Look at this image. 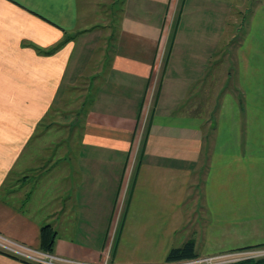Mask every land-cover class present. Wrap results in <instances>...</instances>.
Instances as JSON below:
<instances>
[{
  "label": "crops",
  "instance_id": "crops-1",
  "mask_svg": "<svg viewBox=\"0 0 264 264\" xmlns=\"http://www.w3.org/2000/svg\"><path fill=\"white\" fill-rule=\"evenodd\" d=\"M67 100L73 128L44 126ZM122 200L119 264H163L192 239L200 257L264 244V0H0V234L40 250L51 225L54 255L100 261Z\"/></svg>",
  "mask_w": 264,
  "mask_h": 264
},
{
  "label": "built area",
  "instance_id": "built-area-1",
  "mask_svg": "<svg viewBox=\"0 0 264 264\" xmlns=\"http://www.w3.org/2000/svg\"><path fill=\"white\" fill-rule=\"evenodd\" d=\"M174 18H175V15L174 17H172V21L169 24L166 21L164 25L165 29L162 30V36L159 42L156 61L152 67L150 83L147 89V94H146L144 105H143V128L145 127L148 121L149 111H150L154 96L156 95L159 89L160 83H161V77H162L164 64H165L166 56H167L166 53L169 48L170 35L172 33V26L174 24L173 23ZM134 150L137 152L138 145H135ZM111 245L112 244H110L107 250L105 251L104 259L100 261H78V260H71V259L60 257V256H56L54 254L45 253L39 250L28 248L19 243H15L13 241L7 240L4 236L0 234V251L1 252H5L7 254L17 256L19 259H23L25 261L35 263V264H119L111 260ZM259 252H262V254L258 255L257 253ZM257 256H264V250L263 251H243V252H236L232 254L205 257V258H200L195 261H187V262L178 263V264H227V263H232V262H236V261H240L244 259L256 258ZM163 264H167V263H163Z\"/></svg>",
  "mask_w": 264,
  "mask_h": 264
},
{
  "label": "trees",
  "instance_id": "trees-1",
  "mask_svg": "<svg viewBox=\"0 0 264 264\" xmlns=\"http://www.w3.org/2000/svg\"><path fill=\"white\" fill-rule=\"evenodd\" d=\"M68 42V40H64L62 43L58 44L57 46H55L54 48H52L50 51L46 52V54H52L54 52H56L57 50H59L63 45H65ZM169 50L170 47L167 50L166 53V61L164 64V69L166 67L167 61H168V56H169ZM145 144V141H144ZM143 144V147H144ZM141 156V153H140ZM139 156V158H140ZM138 166L137 168L139 167ZM134 187V183H132L129 191H128V197H130V194L133 190ZM129 205V202H127V206ZM125 219V215H123L122 221L119 224V229H118V234L117 237L115 238V240L113 241V245L111 247V250H113V252L116 251L117 249V245H118V241L120 238V233H121V229H122V225ZM56 237H57V232L54 230V228L51 225H45L41 227V246H40V251L45 252V253H50V254H54V248H55V241H56ZM254 249H264V244L255 246V247H248V248H244V249H240L239 252H243V251H250V250H254ZM1 254H4L6 256H9L15 260L21 261L25 264H35V263H31L28 261H25L23 259H19L17 256L14 255H10L7 254L5 252H1ZM200 257L197 254L196 251V243L195 240H189L188 242H186L182 247L179 248H173L169 251V253L167 254L166 257V262L167 264H178V263H183V262H187V261H195L198 260ZM227 264H264V257L261 258H250V259H244V260H240V261H236V262H232V263H227Z\"/></svg>",
  "mask_w": 264,
  "mask_h": 264
},
{
  "label": "rangeland",
  "instance_id": "rangeland-1",
  "mask_svg": "<svg viewBox=\"0 0 264 264\" xmlns=\"http://www.w3.org/2000/svg\"><path fill=\"white\" fill-rule=\"evenodd\" d=\"M170 8H172V7H170ZM171 11H173V9L171 10ZM174 12L175 11H173V13L169 16V14H170V11H168V16L166 17V21H167V23L169 24L171 21H172V17H174ZM176 19V18H175ZM243 21H244V16H241V19H240V28H239V40L240 39H245L246 38V36H244L246 33H245V31H246V29H244V25H243ZM165 29V27L163 28V30ZM166 33V32H165ZM171 36H172V33H171V35H170V39H171ZM169 44H170V40H169ZM151 94V93H150ZM73 94L71 93L68 97H67V99H73ZM79 99V97L77 98V100ZM68 101L69 100H67L66 101V103H65V105H60L59 106V108H60V110L61 111H63V112H52L50 115H49V117L47 118V123L44 125V126H46L48 123H50V122H53V121H55V122H58V123H60V120H59V117H61V118H64V117H68V118H70V120H68L67 121V124L69 125V123H70V125H71V127L73 128V126H72V124L74 125V122H75V120L73 121V123L71 124V122H72V120H73V118H75V117H73V114H77V106H76V104L75 105H72V106H67V104H68ZM62 120V119H61ZM46 121V120H45ZM44 126H42V128L44 127ZM61 126H58V127H55V128H60ZM45 130L46 129H43V131L45 132ZM66 130L68 131V134L67 135H69V127H67L66 128ZM142 131H143V127H142V129H141V131H140V133H139V139H138V141L140 142V137H141V134H142ZM40 133V131L38 132V134ZM51 133V132H50ZM56 132H54V134H52V135H44L41 139H39V140H36L35 141V143L33 144V152H38V149H39V146H40V144H42L43 142H45V141H47L49 138H51L52 136L53 137H56V136H58V134H60V135H66L63 131H59V133H56ZM60 142V141H59ZM49 146V148H48V150H47V153L48 154H54L55 152H56V147L57 146H55V145H53V146H51V145H48ZM59 146H61V149L63 150H65V148H67V144H59ZM130 176L131 175H129L128 176V179H127V181L129 180V178H130ZM128 198V197H127ZM123 199H124V197H123ZM124 201H126V200H124ZM127 202V201H126ZM126 202L124 203L123 202V200H122V202H120V209H119V214L116 216L115 214H117L118 212H117V209H118V203L117 204H115L114 206H113V209H112V217L114 218L115 216L117 217V221L115 222V227L116 228H118L119 227V224L121 223V221H122V218H123V214H124V206H126ZM115 206H116V208H115ZM117 212V213H116ZM92 220V219H91ZM81 242H83V241H81ZM261 245V244H260ZM258 246V245H257ZM264 249H254V250H250V251H263ZM236 252H239V251H236ZM236 252H233V253H236ZM225 254H232V252H228V253H221V254H216V255H211V256H205V257H213V256H219V255H225ZM258 255L259 254H262V252H259V253H257ZM205 257H203V258H205ZM261 257H264V256H257L256 258H261ZM65 258V257H64ZM67 259H69V258H67ZM71 260H75V259H71Z\"/></svg>",
  "mask_w": 264,
  "mask_h": 264
},
{
  "label": "bare ground",
  "instance_id": "bare-ground-1",
  "mask_svg": "<svg viewBox=\"0 0 264 264\" xmlns=\"http://www.w3.org/2000/svg\"><path fill=\"white\" fill-rule=\"evenodd\" d=\"M29 248V247H28ZM31 249H33V248H31ZM34 250H36V249H34ZM40 251V250H39Z\"/></svg>",
  "mask_w": 264,
  "mask_h": 264
}]
</instances>
